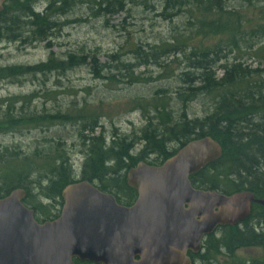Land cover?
<instances>
[{
    "label": "trees",
    "instance_id": "trees-1",
    "mask_svg": "<svg viewBox=\"0 0 264 264\" xmlns=\"http://www.w3.org/2000/svg\"><path fill=\"white\" fill-rule=\"evenodd\" d=\"M34 1H8L3 6L0 25L6 27L7 36L15 33L13 28L18 23L14 18L23 17L26 18L25 24L32 28L34 41L43 42L48 33L57 27L51 19L65 14L75 2L86 5L94 14L103 16L126 11V7L130 5L148 8L146 0H47L45 9L36 13L32 4ZM159 1L162 5V13L159 16L164 20L186 18L184 25L187 32L172 36L168 46L157 48L155 51L146 53L138 51L141 48L135 49V58L140 65H156L155 61L162 56H169L170 53L180 51L179 48H185L188 42L202 39L198 48L191 47L189 54L184 55L189 65L187 68L191 71L183 73L185 80L182 84L197 86L194 85L184 93L177 92L176 96L182 104L204 96L211 102L210 109L202 118L187 119L183 114L175 117L172 110H167L168 106L162 94H158L151 100L153 119H147L146 130L142 134L145 145L136 155L131 153L133 145L126 139L117 138L106 144L102 135L94 134L100 118L96 110H80V115L72 118L66 113L27 116L23 113L15 117L7 109L0 116V132L13 130L22 122L44 129L55 123H78L80 118L84 123L82 130L88 133L87 136H82L85 152L82 174L78 180L74 179V174L71 173L72 165L62 149L58 150L54 157L42 154L46 162L40 165H35L34 154L30 155V158H20L19 151L4 149L0 152V199L13 190L22 189L26 193L23 203L30 204L28 200L32 196L28 189L32 188V184H38L30 179V175L38 172V169L34 168L38 167L45 168L53 176L48 186L39 191L45 199L61 197V192L66 186L77 183L82 178V182L98 183L97 188L101 192L131 202L135 191L126 186L125 174H121L123 170L128 171L149 155L154 156V159L145 162L147 165H161L189 141L204 137L217 142L222 154L219 160L191 176V185L199 190L216 191L223 195L248 191L256 199H264V49H253L254 44L249 42L259 38L264 40V0ZM234 2L236 8L232 5ZM254 4L262 5L258 15L247 16L239 12V9L245 6L253 8ZM23 23L20 20V24ZM10 39L18 40L20 35L13 34ZM208 39L212 40L210 46L204 44L205 41L209 42ZM243 49L252 55L262 51V60L254 69L240 61L241 57H235V54L244 52ZM229 56H232L233 61L222 67V73L218 77V74L212 72L214 66ZM84 57L69 54L62 62L50 58L47 63L36 68L20 72L17 68L9 69L5 75L0 73V80L26 72L38 71L44 74L51 70L73 69L86 64ZM89 58L91 62L88 66L95 76H99L97 62L93 57ZM105 80L113 83L114 76L106 77ZM128 80L130 85L140 82V78L132 75ZM152 120L156 122L153 126ZM169 142H177L178 149L168 151ZM33 211L37 215V211ZM251 248L261 249L263 256L259 259H245L239 255L240 250ZM188 256L191 264H264V206L253 204L247 220L235 227L217 228L212 235L204 239L199 253H188Z\"/></svg>",
    "mask_w": 264,
    "mask_h": 264
},
{
    "label": "rangeland",
    "instance_id": "rangeland-1",
    "mask_svg": "<svg viewBox=\"0 0 264 264\" xmlns=\"http://www.w3.org/2000/svg\"><path fill=\"white\" fill-rule=\"evenodd\" d=\"M47 3V0H35L32 3L34 11L41 13ZM75 3L65 14L51 19L57 27L48 33L43 42L34 41L32 28L25 24L26 18H14L18 24L13 28V34L20 35L18 40L10 39L13 34L7 36L6 27L0 25V73L4 75L13 68H17L19 72L36 68L47 63L50 58L62 62L69 54L85 56L86 63L69 70H51L44 74L38 71L26 72L0 80V116L8 109L15 117L23 113L26 116L66 113L74 118L80 115V110H96L100 118L94 134L102 135L106 144H110L113 139H126L133 145L131 153L136 155L145 145L142 134L146 130L147 119H153V108L150 105L152 98H156L158 94H162L168 106L167 110H172L175 117L183 114L187 119L202 118L210 109L211 102L204 96L186 104H182L176 96L177 92L184 93L194 85L197 86L182 84L185 80L183 73L191 71L187 68L189 65L184 55L189 54L191 47L198 48L202 39H195L194 42H188L185 48H179L180 51L162 56L155 61L158 65H140L135 58V49L141 48L138 51L146 53L155 51L168 46L172 36L187 32L184 25L186 18L164 20L159 16L162 13L159 0H146L147 9L130 5L126 7V11L105 16L98 13L96 15L86 5ZM232 5L234 8L237 6L235 2ZM261 6H245L239 12L256 16L260 13ZM193 15L195 16L194 13ZM20 20L24 23L20 24ZM208 41L204 44L210 46L212 40ZM249 42L254 44L253 49H264L263 39ZM243 50L244 52L235 54V57H241L240 61L254 69L262 60V51L252 55ZM89 56L97 62L99 76H95L88 66L91 62ZM111 56L114 57L110 59ZM232 61V56L221 60L212 72L219 77L222 67ZM131 75L140 78V82L128 84ZM111 76H114L113 83H108L105 78ZM78 121L80 122L70 124L55 123L44 129L22 122L13 130L0 132V152L4 149L17 150L20 158H30L34 154L35 165H40L46 162L42 154L54 157L62 149L72 165L74 179L78 180L82 174L85 152L82 136H87L88 133L82 130V119L78 118ZM152 123L153 126L155 120ZM178 147L177 142L167 144L168 151L177 150ZM153 159L154 156L149 155L144 161L138 162L148 163ZM34 168L38 172L30 175V179L38 182L39 186L32 184V188L28 189L32 198L28 200L30 204L25 205L37 211L39 217L49 212L51 201L62 199L58 196L45 199L39 194L41 188L48 186L49 181L53 180V176L45 168ZM126 173V169L121 172L125 176ZM93 184L96 188L99 186L96 182ZM119 193L121 195L120 191ZM121 196L124 197L123 194ZM239 255L245 259H259L263 252L261 249L251 248L240 250Z\"/></svg>",
    "mask_w": 264,
    "mask_h": 264
},
{
    "label": "water",
    "instance_id": "water-1",
    "mask_svg": "<svg viewBox=\"0 0 264 264\" xmlns=\"http://www.w3.org/2000/svg\"><path fill=\"white\" fill-rule=\"evenodd\" d=\"M7 1L0 0V12ZM209 137L189 141L161 165L137 163L125 184L137 198L118 206L88 182L66 186L60 217L39 225L22 189L0 199V264H191L204 239L235 227L264 206L248 191L223 195L194 188L189 178L220 159Z\"/></svg>",
    "mask_w": 264,
    "mask_h": 264
},
{
    "label": "flooded vegetation",
    "instance_id": "flooded-vegetation-1",
    "mask_svg": "<svg viewBox=\"0 0 264 264\" xmlns=\"http://www.w3.org/2000/svg\"><path fill=\"white\" fill-rule=\"evenodd\" d=\"M14 1H16V0H14ZM7 2H5L3 4V6L6 5ZM77 183H82V178ZM74 184H76V183H74ZM114 198H115V202H116V204L118 206H121V207H130V206H132L134 204V202H135V200L137 198V194L135 192L134 199L131 202H128L126 200H121V199H119V197H114ZM22 204L26 208H28L23 203V201H22ZM63 205H64L63 200L51 201V207H50V210L47 213V215H45V216L43 215V216H39V217L35 214V212L32 209H30V208H28V209H30L32 211L33 218L36 221V223L39 224V225H43L44 223H47V222H54V221H56L60 217V215H61V211H62ZM71 262H72V264H92V263H88V262H82L78 258H72L71 259Z\"/></svg>",
    "mask_w": 264,
    "mask_h": 264
},
{
    "label": "bare ground",
    "instance_id": "bare-ground-1",
    "mask_svg": "<svg viewBox=\"0 0 264 264\" xmlns=\"http://www.w3.org/2000/svg\"><path fill=\"white\" fill-rule=\"evenodd\" d=\"M134 1V0H133Z\"/></svg>",
    "mask_w": 264,
    "mask_h": 264
}]
</instances>
